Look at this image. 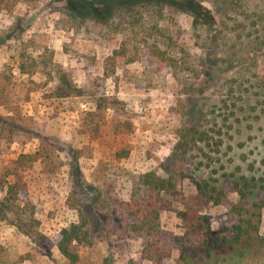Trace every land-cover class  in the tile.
<instances>
[{
	"label": "rangeland",
	"instance_id": "rangeland-1",
	"mask_svg": "<svg viewBox=\"0 0 264 264\" xmlns=\"http://www.w3.org/2000/svg\"><path fill=\"white\" fill-rule=\"evenodd\" d=\"M166 4L170 8H160ZM17 18L24 33L7 46L28 50L26 41L37 36L39 52L50 51L52 62L66 69L83 90V103L93 108L101 102L106 110L96 142L81 133L64 105L37 94L25 106L32 117L27 125L35 123L56 144L61 165L56 174L37 164L26 170L18 197L6 196L5 183L12 179L0 169V216L7 219L0 220V264H70L53 240L80 218L87 241L75 246L76 264H154L143 258L146 238L132 228L137 219L120 203L130 200L135 176H169L174 148L192 126L216 135L208 148L197 143L187 154L182 180L173 195L164 196L169 209L159 213L158 239L169 256L160 264H264V246L257 244L244 257L226 246L205 256L211 241L187 235L179 218L190 207L228 238L224 228L239 224L232 208H240L241 218L264 237V0H24L12 13L0 12V39ZM12 55L0 49V82L19 85ZM8 88L10 99L20 98V86ZM16 114L20 106L0 108L1 116L20 124ZM36 145L11 144L0 168ZM123 148L128 157L118 160L115 153ZM72 157L82 174L77 184L70 181ZM203 175L220 181V204L195 203L192 178ZM241 177L252 192L243 201L232 186ZM18 217L34 220L38 242L15 227Z\"/></svg>",
	"mask_w": 264,
	"mask_h": 264
},
{
	"label": "trees",
	"instance_id": "trees-1",
	"mask_svg": "<svg viewBox=\"0 0 264 264\" xmlns=\"http://www.w3.org/2000/svg\"><path fill=\"white\" fill-rule=\"evenodd\" d=\"M23 1L0 0V12L10 14L15 5ZM166 7L170 8L167 4L162 5L160 8ZM20 22L21 20L17 18L15 23L9 28L10 34L7 33L6 36L0 39V49L6 48L10 53H13L11 57L14 59L13 63L16 65L17 75L20 77L19 85L0 82V108L16 105L18 110L20 106V115L16 114L20 119V124L12 121L11 116L4 117L0 115V159L10 150L11 144L17 143L24 147L32 141L37 142L34 151L30 153L22 152L15 159L10 160L7 165L0 168L4 172L6 179H12V181L5 183L6 196L14 195L17 197L19 192L21 194V189L24 187L22 179L26 170L37 164L42 166V170L46 173H49L50 169L53 168L52 174H56L61 165L59 148L56 144L49 142L47 137L42 136L35 123L32 126L33 128L27 125L30 124L32 117L24 109L27 104L32 102L34 95L38 94L41 97H45L47 102H56L64 105L65 113L75 114L78 118L81 125V133L88 135L96 142H101L102 139L101 129L105 118L104 111L106 110V106H103L101 102H98L93 108L87 106L86 102L83 103L85 97L83 90L73 83L66 69L52 62L50 51H47L48 53L45 50L44 53L39 52L40 46L35 39L37 36L26 41L28 50L22 47V49L19 48L16 51V49L13 50V47L7 46V42L13 39L15 35L24 33V28L20 27ZM35 53H38L39 56L35 57ZM45 53L48 54L47 59L43 58ZM38 57L43 60H39ZM10 85L14 88L15 86H20V98L13 100L9 98L11 89L8 87ZM215 135L214 133L212 136ZM212 136L209 135L208 131H201L194 126L187 128L181 137V141L174 148L173 157L175 164L166 179L152 172L134 177V191L131 198L128 202H121L120 209L125 210L128 217L138 221L132 228L135 232L142 233L146 238L143 252L144 259L154 264H160V258L169 256L167 250L160 248L158 239L160 235L159 213L169 209L168 202L164 196L173 195L176 188L175 183L182 180V171L185 168L187 154L198 149L197 143H205L204 146L208 148L210 141L213 139ZM219 146L220 144L217 145V147ZM203 149H200V151H204ZM128 154L129 150L123 148L115 153V157L121 160L127 158ZM69 166L70 181L76 184L79 183L80 179H82V174L76 157H72V163ZM47 167H49V170H47ZM221 169L223 168L221 167ZM205 174L206 172H204ZM204 175L195 179L192 178L197 191L194 198L195 203L199 205L201 201L207 200L214 205L220 204L225 198L223 189L219 188L220 181H212L211 177L205 178ZM232 186L241 201L248 199L252 195V192L248 190L250 188L249 182L244 177L233 181ZM19 188L20 190H18ZM3 206L5 209L6 205L4 204ZM232 211L239 216V224L233 226L232 231L224 228L223 232L229 233L228 238L220 236L219 233L213 230L210 219L207 216L192 213L190 207L181 212L179 218L186 223V227L189 230L187 235L193 234L197 242L202 241L204 244H208V240L211 241L208 249L205 250V256H216L218 254L216 249L226 246L229 252H235L234 254L239 257H244L256 244L264 246V237L259 235V228L254 226L251 220H243L241 218L240 208H232ZM106 217L108 216L106 215ZM257 218L260 220V216ZM2 219L7 221L5 217L0 216L1 221ZM33 221L32 218L26 220L18 217V222H14V225L26 237L38 242L37 238L39 236L31 232L30 223ZM86 235L85 222L80 218L79 222H70L67 227L62 228L55 236L53 244L66 261L70 264H76L78 254L75 251V246L85 243L87 241ZM186 242L190 243L189 240H186ZM199 250H204V247H200ZM225 251L220 253L225 254Z\"/></svg>",
	"mask_w": 264,
	"mask_h": 264
},
{
	"label": "crops",
	"instance_id": "crops-1",
	"mask_svg": "<svg viewBox=\"0 0 264 264\" xmlns=\"http://www.w3.org/2000/svg\"><path fill=\"white\" fill-rule=\"evenodd\" d=\"M262 220L264 221V216H262ZM264 225V224H263ZM264 228H262L261 230H263ZM264 231V230H263Z\"/></svg>",
	"mask_w": 264,
	"mask_h": 264
}]
</instances>
